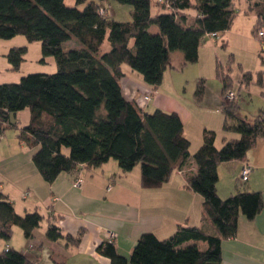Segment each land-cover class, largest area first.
I'll use <instances>...</instances> for the list:
<instances>
[{
	"label": "trees",
	"instance_id": "obj_1",
	"mask_svg": "<svg viewBox=\"0 0 264 264\" xmlns=\"http://www.w3.org/2000/svg\"><path fill=\"white\" fill-rule=\"evenodd\" d=\"M73 1V6H67L64 0H0V40L23 36L28 43L39 42L41 61L52 57L57 67L55 73L28 74L18 83L0 85V134L2 122H9L8 113L29 111L28 124L17 138L35 149L32 161L47 183L61 173L82 166L97 168L113 159L122 173L140 164L142 187L155 189L192 160L196 172L187 175V184L201 196L202 218L212 223L216 234L200 226L177 225L165 239L150 232L141 234L129 257L120 255L108 241L100 243L96 251L110 264H221L222 241L236 235L240 216L253 220L263 200L261 192L246 190L220 198L217 168L244 161L257 139L264 138V113L250 123L239 115L234 97L230 102L224 100L222 130L238 138L224 139L218 149L215 132L203 129L201 144L191 154L179 116L161 109L145 112L134 100L124 98L119 80L123 76L121 66L126 64L155 89L164 71L172 68L171 52H181L183 64L197 62L205 35L222 36L230 28L236 16L235 0H166L168 6L156 1L155 6L164 10L157 14L151 13V0ZM110 2L129 5L131 19L115 20L103 6ZM190 8L194 15L187 23L181 12ZM252 9L259 18L258 25L264 24V1H255ZM150 26H156L158 32L150 33ZM71 40L80 47L65 51L62 45ZM105 41L109 48L103 52ZM26 52L27 47L20 46L4 55L12 70L19 69ZM226 69L216 65L215 70L223 97L231 88ZM251 81L250 73L242 75L243 85ZM257 84L264 85L262 73ZM203 93L204 79H199L194 98L200 101ZM9 126L16 127L15 122ZM43 219L37 211L18 214L0 190L2 240L8 242L13 228L18 227L31 241ZM45 237L49 241H72L54 224L48 226ZM0 264L33 263L22 252L6 247L0 252Z\"/></svg>",
	"mask_w": 264,
	"mask_h": 264
},
{
	"label": "crops",
	"instance_id": "obj_2",
	"mask_svg": "<svg viewBox=\"0 0 264 264\" xmlns=\"http://www.w3.org/2000/svg\"><path fill=\"white\" fill-rule=\"evenodd\" d=\"M245 3L248 10L244 15L254 12L252 5L255 0H246ZM110 4L103 3V6L108 8L111 7ZM161 12L164 10L158 6L151 9L152 14ZM193 12V8L181 12L185 22L192 21ZM109 13L113 15V12ZM254 13V22L258 25L259 18ZM15 38L0 42L4 48L0 50L2 72L12 70L4 55ZM21 40L18 39L20 42ZM22 42L23 45L26 44L27 51L35 43ZM200 48L201 45L198 49L199 57ZM121 70L123 76L119 85L124 98L134 100L147 113L155 109L176 113L183 125V135L191 146L186 126L192 116L187 106L177 96L159 91V86L151 89L131 69L124 71L122 65ZM261 73L264 74L263 71ZM146 96L149 97L148 100H145ZM232 97L235 98L234 95ZM218 102L217 109L222 113V95L217 98ZM18 114L19 112L15 118ZM200 144L201 140L196 139L195 149ZM25 147L27 146L18 139L7 140L6 143L0 140V160H7L6 164L0 165V190L12 202L18 214L37 211L44 219L34 231L31 241L24 238L21 229L14 227L8 242L0 238V252L6 247L14 248L33 264H110L108 258L96 251V247L107 240L108 232L116 233L114 246L125 257L130 256L143 233L150 232L158 239H165L175 231L177 225H185L200 226L208 233L216 234L212 223L202 218L201 196L187 184V175L196 172L192 160L182 170H174L168 181L155 189L142 187L140 169L137 166L122 173L117 162H111V159L97 168L82 166L71 173H61L51 183H47L32 161L33 151H27ZM244 165L252 168L245 190L261 192L263 205L253 220H247L244 216L238 218L236 235L221 243V264H264V168L255 166L247 158L244 161L220 164L217 168L216 190L222 199L237 190L241 191L242 189L237 188L234 177L238 175L239 178ZM228 175L230 179L223 183V178ZM77 176L82 179L80 188L72 186ZM24 193L28 194L26 199L21 198ZM50 224L59 227L63 237H71L72 241L65 238L47 240L45 232Z\"/></svg>",
	"mask_w": 264,
	"mask_h": 264
},
{
	"label": "rangeland",
	"instance_id": "obj_3",
	"mask_svg": "<svg viewBox=\"0 0 264 264\" xmlns=\"http://www.w3.org/2000/svg\"><path fill=\"white\" fill-rule=\"evenodd\" d=\"M156 1L151 0L152 9ZM245 1L236 0L234 2V10L238 15L235 17L231 28L222 36L212 39L208 37L204 38L200 48V57L198 54L197 62L183 64V61H181V59L183 60L182 53L179 51L171 52L170 62L172 68H167L164 71L162 82L158 87L159 91L177 96L182 104L190 110L192 119L186 126V134L192 142L190 146V153L192 154L197 150L195 149L196 139L202 141L203 129L215 132L214 144L218 149L222 146L224 139L238 138L237 134L224 133L222 130L224 116L219 108L217 109L219 105L217 98L221 96L222 85L215 74L216 65L221 66L224 70L226 67L229 69L228 74L231 79L229 94L234 95L236 98L235 101L239 107V115L251 123L257 118L260 112L264 113V85L257 84L258 74L261 71L264 72V24L257 25L256 27L254 22L255 11L244 15V12L248 10ZM255 1L263 2L264 0ZM64 2L67 6H73L74 4L73 0H64ZM110 3L111 7H108V10L109 12H113L112 16H114L113 18L115 20L129 21L131 19V7L129 5H121L116 2ZM149 32L157 33L158 28L156 26H150ZM260 32L263 35L260 36ZM18 39H22L21 42ZM4 41L8 40H1L0 42L2 43ZM12 41L13 44H11V47H7L8 51L13 47L26 46V44L23 45L24 42L22 41L27 40L23 36H16ZM62 47L67 51L71 48H79L80 45L76 41L71 40L65 42ZM108 47L109 45L105 41L102 46V51H107ZM0 50H4L2 44H0ZM41 59L40 43L35 42L24 55V61L18 70H6L2 72L3 65H0V85L18 83L22 77L28 74H51L56 72V63L52 57L44 58L43 61ZM8 66H11L9 62ZM123 67L124 71L130 70L126 64ZM244 73H250L252 75V81L248 86L241 83ZM199 79H204V93L201 100L197 101L194 98V92ZM223 98L230 102L225 97ZM136 105L138 106V104ZM28 120L29 111L25 109L19 112L15 121L16 127H10V121L8 123L2 122L1 127L4 130L0 134V140L6 143L7 140L13 141L18 139L19 132L28 124ZM25 149L27 151L32 150L33 153L35 151V149H29L27 147ZM63 152L64 154L68 153L66 149H63ZM246 158L252 160L255 166L264 168V138L257 139L255 145L246 153ZM6 161L0 160V165L6 164ZM110 161L112 162L114 160L111 159ZM136 166L140 169V164ZM229 179L230 176L228 175L222 181L224 183ZM234 182L239 189L245 190L247 188L246 183L239 184L238 175L234 177Z\"/></svg>",
	"mask_w": 264,
	"mask_h": 264
},
{
	"label": "built area",
	"instance_id": "obj_4",
	"mask_svg": "<svg viewBox=\"0 0 264 264\" xmlns=\"http://www.w3.org/2000/svg\"><path fill=\"white\" fill-rule=\"evenodd\" d=\"M157 2L160 3V4H165L167 6L169 4L168 1H166V0H157ZM259 34H260V36L263 35L261 32ZM205 37H208V38H211L212 39V38H216L217 35L215 33H208V34L205 35ZM144 98H145V100H148L149 99L148 96H146ZM225 98L227 100H231L233 97H232V95L227 94L225 96ZM251 172H252V168L249 167V166H247V165H244L243 168H242V170H241V172H240L239 178H238L239 183L245 184L247 182L248 177L251 174ZM81 185H82V179L79 176H77L74 179V181L72 182V186L74 188H80ZM27 196H28V194L27 193H24V194H22L21 198L22 199H26ZM116 236H117L116 233L108 232V234H107V240L106 241L113 242L114 239L116 238Z\"/></svg>",
	"mask_w": 264,
	"mask_h": 264
},
{
	"label": "water",
	"instance_id": "obj_5",
	"mask_svg": "<svg viewBox=\"0 0 264 264\" xmlns=\"http://www.w3.org/2000/svg\"><path fill=\"white\" fill-rule=\"evenodd\" d=\"M15 116H16V113H8V118H9V121L11 124H13L15 122Z\"/></svg>",
	"mask_w": 264,
	"mask_h": 264
}]
</instances>
